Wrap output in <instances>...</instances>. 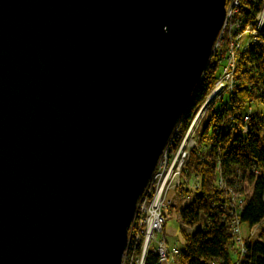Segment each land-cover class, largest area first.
<instances>
[{
    "label": "water",
    "instance_id": "1",
    "mask_svg": "<svg viewBox=\"0 0 264 264\" xmlns=\"http://www.w3.org/2000/svg\"><path fill=\"white\" fill-rule=\"evenodd\" d=\"M227 0H0V264H122Z\"/></svg>",
    "mask_w": 264,
    "mask_h": 264
},
{
    "label": "built area",
    "instance_id": "2",
    "mask_svg": "<svg viewBox=\"0 0 264 264\" xmlns=\"http://www.w3.org/2000/svg\"><path fill=\"white\" fill-rule=\"evenodd\" d=\"M263 29L264 4L261 10L252 16L246 0H227L226 18L215 40L210 60L217 69L221 68V72L218 73L216 83L203 103L194 110L186 131L181 132L180 124L187 113L163 151L149 184L138 201L136 216L129 230V245L122 264H145L149 254L157 257V264L179 263L182 250L176 246L169 247L164 237V229L173 217L175 199L182 195V189L198 187V177L193 175L191 181L187 177V171L192 154L200 149V132L217 103L229 104V98L235 94L238 86L243 55L254 48L264 46ZM261 73L264 76V70ZM255 115L256 108L251 104L241 115L242 134L249 131ZM238 127L229 114H224L216 132L219 136H225ZM176 143H179L177 147ZM204 151L210 152L211 145L205 147ZM248 174L257 179L264 176V171L253 164ZM245 185L240 179L231 185L229 179L219 171L217 186L226 199L222 204L214 205V208L218 207L222 220L229 226L232 236L229 250L235 257L234 264L245 263L248 246L258 239L263 224L248 227L241 220L246 197L251 194V191L247 192Z\"/></svg>",
    "mask_w": 264,
    "mask_h": 264
},
{
    "label": "trees",
    "instance_id": "3",
    "mask_svg": "<svg viewBox=\"0 0 264 264\" xmlns=\"http://www.w3.org/2000/svg\"><path fill=\"white\" fill-rule=\"evenodd\" d=\"M255 16L263 7L264 0H246ZM264 41V29L262 31ZM245 62V63H244ZM238 86L235 94L227 102L221 103L219 110L212 108L199 138V148L192 154L188 165L187 177H198V187L183 188L191 202L179 213V221L184 228L197 227L202 217V229L193 234L183 235L182 256L178 264H234L235 257L229 250L232 239L229 226L224 222L218 206L225 201L224 193L218 188L219 171L231 185L241 180L251 191L246 197L245 207L241 215L242 222L248 227L264 223V176L255 178L249 175L253 164L264 171V46L254 48L243 55L240 61ZM254 64H257L256 66ZM255 67H249V66ZM245 67V68H244ZM218 78L217 67L211 61L194 91L192 103L185 119L180 124L181 132L188 127L194 110L205 100ZM254 105L256 115L246 134L240 129L241 115L249 106ZM229 114L239 126L234 132L219 136L216 132L222 115ZM179 143H176V147ZM211 145V151L204 148ZM157 257L149 254L145 264H157ZM244 264H264V229L258 239L248 246V254Z\"/></svg>",
    "mask_w": 264,
    "mask_h": 264
},
{
    "label": "rangeland",
    "instance_id": "4",
    "mask_svg": "<svg viewBox=\"0 0 264 264\" xmlns=\"http://www.w3.org/2000/svg\"><path fill=\"white\" fill-rule=\"evenodd\" d=\"M217 72L220 73L221 72V68H218L217 69ZM224 98L227 99L226 96H224ZM221 108V102L217 103L214 110H219ZM196 112V111H195ZM190 180L192 181V177L190 178ZM190 181V182H191ZM246 189H247V192H249V188L247 185H245ZM192 200V197L190 196L189 199H185L183 201H179L178 202V206H176L174 209H173V217L171 220L173 224H171L170 226L167 227L168 231H167V240L169 242V244L171 246L174 245V247H178V248H183V235L184 234H193L195 232H197L198 230L202 229L203 227V223H204V218L202 217L201 219V222L200 224L193 228V229H190V228H184L181 226V224L178 226V224H176L177 221L176 219L179 217V213H180V210L181 208L185 205H188ZM184 208V207H183ZM182 208V209H183ZM245 228V226L243 227ZM261 228L264 229V223L261 225ZM169 229H173L174 230V233H169Z\"/></svg>",
    "mask_w": 264,
    "mask_h": 264
},
{
    "label": "crops",
    "instance_id": "5",
    "mask_svg": "<svg viewBox=\"0 0 264 264\" xmlns=\"http://www.w3.org/2000/svg\"><path fill=\"white\" fill-rule=\"evenodd\" d=\"M189 198H190V196H187V195L185 194V192H183L182 195H180L179 197H177V198L175 199V204H176L175 207L178 206V202H179V201H183V200H185V199H189ZM183 207H185V205H184ZM183 207H182V208H183ZM182 208H181V209H182ZM176 220H177V221H175V222H177L176 224H178V226H179V225L181 224L180 221H179V217H178ZM172 221H173V220H170V221L167 223V225H166V227H165V229H164V237H165V239H166V241H167V243H168V245H169L170 248L174 247V245L171 246V245L169 244L166 235H167V231H168L167 227L170 226L171 224H173ZM169 233H174V230H173V229H169ZM180 249H181V248H180Z\"/></svg>",
    "mask_w": 264,
    "mask_h": 264
},
{
    "label": "bare ground",
    "instance_id": "6",
    "mask_svg": "<svg viewBox=\"0 0 264 264\" xmlns=\"http://www.w3.org/2000/svg\"><path fill=\"white\" fill-rule=\"evenodd\" d=\"M226 5H227V4H226ZM195 90H196V89H195ZM193 95H194V94H193ZM192 99H193V98H192ZM191 103H192V102H191ZM202 103H203V102H202ZM202 103H201V104H202ZM201 104H200V105H201ZM200 105H199V106H200ZM135 216H136V215H135Z\"/></svg>",
    "mask_w": 264,
    "mask_h": 264
}]
</instances>
